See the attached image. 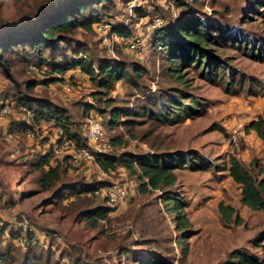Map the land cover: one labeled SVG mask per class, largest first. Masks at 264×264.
I'll list each match as a JSON object with an SVG mask.
<instances>
[{
  "label": "rangeland",
  "instance_id": "rangeland-1",
  "mask_svg": "<svg viewBox=\"0 0 264 264\" xmlns=\"http://www.w3.org/2000/svg\"><path fill=\"white\" fill-rule=\"evenodd\" d=\"M38 1L0 0V20L20 17ZM119 7L120 2H116L106 9L96 8L101 14L109 13L112 22L128 26L131 33L141 30L146 18L135 23L136 15L130 17L132 11ZM152 13L149 9L148 16ZM175 13L168 18L170 25L184 13L199 14L200 20L215 18L217 24L238 29L251 39L264 38L259 22L264 0H201L194 8L176 7ZM163 14L168 17V12ZM67 36L70 44H80L81 53L90 60L108 57L134 61L142 68L134 84L119 80L108 92L111 105L122 109L115 125L110 126L107 111L100 112L102 104L91 109L99 116L107 140L118 135L123 141L106 150L134 155L192 154L202 169L191 170L187 165L176 168L174 183L163 191H140L138 180L122 167L105 176L95 161L78 169L62 163L56 182L40 189L35 182L37 171L29 165L33 156L30 149L39 145V137L25 138V127L22 129L18 122L25 124L26 107L17 101L18 95L49 99L64 109L72 129L75 125L82 129V110L93 102L90 92L94 86L83 72L70 68L67 81L71 92L63 91L59 80L37 83L26 91L27 79L38 80L50 68L43 63L40 71L34 72L28 68L31 61L10 55L8 72L0 68V103L10 102L13 109L6 117L12 137L6 140L0 132V245L13 248L14 253L26 250L29 258L46 253L56 264H142L148 256L165 264H218L232 248L245 246L256 251L249 239L264 228V211L240 203L238 186L227 173V158L234 154L247 169L252 159L264 167V144L252 130H245L250 121L258 119L264 132V62L251 59L229 44L214 42L207 47L222 67L209 69L205 75L202 64L197 63L180 68L181 77L177 79L169 74L170 61L148 43L138 57L117 50L110 55L100 48L94 32L76 29ZM58 44L63 46L61 41ZM172 98L185 105L184 111L173 112L169 106ZM34 123L40 126L38 133L50 126L41 119ZM256 168L250 171L259 177ZM92 180L122 182L127 195L111 205L89 193L58 199L57 192L67 183ZM86 198L90 206L102 204L109 208L107 217L95 227L80 219V210L88 206ZM172 201L178 204L177 209L171 208ZM218 202L232 206L242 223L235 225L231 218L221 216ZM176 210L187 223H176L180 222ZM21 217L23 224L17 222ZM8 229H20L21 235L18 239L11 237ZM24 230L33 232L35 240L28 242Z\"/></svg>",
  "mask_w": 264,
  "mask_h": 264
},
{
  "label": "trees",
  "instance_id": "trees-1",
  "mask_svg": "<svg viewBox=\"0 0 264 264\" xmlns=\"http://www.w3.org/2000/svg\"><path fill=\"white\" fill-rule=\"evenodd\" d=\"M126 1L121 0L119 8H125ZM199 1L201 0H174V6L175 9L179 6L194 8L195 4H199ZM114 4V0H39L34 4L32 10L22 13L20 17L11 21L0 20V68L2 71L8 72L10 55H16L22 61H31L38 65L45 63L50 71L38 80L27 79L24 84L26 91H30L37 83L44 84L48 81L57 80L56 73H62L70 68L77 69L83 72L90 84L94 86L90 92L93 102L85 105L82 110L84 120L89 112H92L93 107L98 108V105L102 104L104 108L100 112L107 111L110 126L115 125L119 121L118 116L122 109L119 106L111 105L108 92L119 80L134 84L135 78L141 75V66L134 61L126 63L123 60H114L108 57L90 60L86 54L81 53L80 44L77 41L70 44L71 38L67 36L68 33L76 29L93 33L92 24L94 22L102 19L111 20L109 13L101 14L98 12L97 5L106 9ZM149 9L155 13L148 16ZM163 11L168 12V17L163 14ZM154 14L162 16L166 21L172 17L169 8L153 0H146L143 6L142 4L134 6L130 17L136 15L137 20L134 21L136 23L140 22L139 19L143 17L149 19ZM199 18V14L184 13L177 18L173 25L168 22L148 34L147 43L155 50L162 52L170 61L168 69L171 77L180 78L181 73L178 72L180 68L197 63L202 64L205 75L210 72L209 69L211 71L219 70L222 67L220 61L210 56V50L207 47L214 42L221 43L222 46L229 44L233 48L240 49L251 59L264 62V38L251 39L238 29L234 30L226 27V25L217 24L215 18L203 20ZM259 22L264 30V13L260 15ZM111 23V30L117 34L129 35L131 33L128 26L116 21ZM142 27H144V23ZM59 41L62 42L63 46L58 44ZM17 101L33 113L34 121L41 119L50 122V126L62 127L66 136L75 144L84 145V138L82 137L83 142L80 140L84 122L82 129L79 128V125H75L72 129L70 126L73 124L72 121L58 104L45 97L24 96L23 94L18 95ZM169 106L174 109V113H177L176 110L184 111L185 108V105H182L180 100L175 98L169 100ZM147 112L152 114L149 110ZM22 123L21 121L18 122L23 129L26 125ZM245 130H252L264 144V132L258 119L250 121L245 126ZM108 140L111 147L123 144L118 135H113ZM38 142L40 146L37 144L35 149H30L33 156L29 165L37 171L35 182L39 188L47 189L58 179L59 167L62 163L72 169L75 168L70 166L65 158L55 165H49L48 152H40L45 137H39ZM195 159L192 154L152 152L151 154L134 155L125 151L113 153L109 150L97 153L93 157V161L102 171L110 172L117 167H122L130 175H134L138 180L140 191L147 189L163 191L166 186L174 183L173 170L176 168H183L187 165L191 170L202 169L201 163ZM248 165L249 168H245L234 154H230L227 158V173L238 186L240 203L251 210L264 211V167L257 166L253 159L248 162ZM254 167H257L259 177L251 173L250 169H254ZM103 184L99 180L67 183L57 192V196L59 200H62L69 196L77 197L80 193H89L105 202L103 197L93 193L94 189ZM165 198L169 199V196L167 195ZM88 201L86 198V203ZM172 202L171 208L177 209L178 204ZM90 203L89 201L88 206L80 210L79 215L85 224H88L89 227H95L98 221L107 217L109 208L102 204L90 206ZM217 210L221 216L231 218L233 224L242 223V219L232 206L218 202ZM176 212V217H180V222L176 223H187V220L179 215L177 210ZM2 225L3 223H0V233L2 232ZM8 232L11 237L16 239L21 235L20 229H8ZM24 236L28 242L35 240L33 232L24 230ZM249 243L256 251L245 246L232 248L218 264H264V228L252 236ZM54 260L46 253L43 256L32 254L29 258L26 250L21 249L20 253H14L13 248L0 245V264H56ZM142 260V264H165L161 259L152 256ZM70 263L75 264L74 262ZM166 263L168 264V262Z\"/></svg>",
  "mask_w": 264,
  "mask_h": 264
},
{
  "label": "built area",
  "instance_id": "built-area-1",
  "mask_svg": "<svg viewBox=\"0 0 264 264\" xmlns=\"http://www.w3.org/2000/svg\"><path fill=\"white\" fill-rule=\"evenodd\" d=\"M114 1L116 3L121 0ZM153 1L169 8L172 17L176 15L172 0ZM145 2L146 0H127L125 2V9L130 13L134 6L141 5ZM111 22L112 21L109 19H102L92 24V30L97 38L99 46L110 55H113L116 50H119L124 53L134 54L137 57L141 56L146 49L148 34L168 23L162 16L154 14L144 21V27H142L141 30H136L129 35H121L111 30ZM28 68L34 72L40 71V65L34 62H29ZM55 75L58 76L57 80L62 82V90L71 92L72 87L69 81H67L69 78L68 69L62 73H56ZM12 111V104L10 102L0 103V132L6 140H10L12 137L9 130H7L6 119ZM25 113L26 117L24 123L26 127L24 128V136L27 140H32L35 137H45V142L40 147V152H48L49 165H55L58 161L65 158L70 166L78 169L92 162L95 154L105 152L109 147L108 140L100 124V118L95 113L89 112L84 120L82 129L84 145L75 144L66 136L63 128L59 126L43 127L40 133H38L40 126L34 123L33 113L28 109L25 110ZM13 152H16V150ZM100 173L106 176L109 172L101 170ZM93 193L99 197H103L105 202L111 205L126 197L127 187L122 182L111 181L98 186L93 190ZM24 221V218L21 217L17 222L23 224Z\"/></svg>",
  "mask_w": 264,
  "mask_h": 264
}]
</instances>
